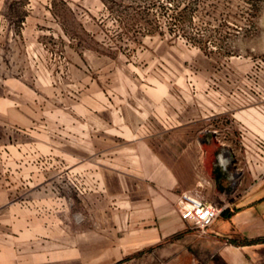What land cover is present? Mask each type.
I'll list each match as a JSON object with an SVG mask.
<instances>
[{
    "label": "crops",
    "instance_id": "crops-1",
    "mask_svg": "<svg viewBox=\"0 0 264 264\" xmlns=\"http://www.w3.org/2000/svg\"><path fill=\"white\" fill-rule=\"evenodd\" d=\"M93 95L92 103L77 104L73 124L67 114L55 122L54 108H46L47 129L29 132L32 143L75 137L78 167L100 179L93 214H79L61 230L41 226L13 209L0 179V264H264L261 94L246 103L245 95L224 90L181 92L163 84L96 88ZM22 107L11 105L8 116L5 104L0 110V131L14 144L22 142ZM231 124L247 130L235 138L245 152L238 147L233 157L218 152L231 139L217 126ZM183 190L221 207L209 233L196 234L180 216Z\"/></svg>",
    "mask_w": 264,
    "mask_h": 264
},
{
    "label": "rangeland",
    "instance_id": "rangeland-1",
    "mask_svg": "<svg viewBox=\"0 0 264 264\" xmlns=\"http://www.w3.org/2000/svg\"><path fill=\"white\" fill-rule=\"evenodd\" d=\"M163 84L264 100V0H0V110L23 106L22 142L0 131V179L13 209L61 230L93 214L101 191L93 169L78 167L75 137L30 141V128L47 129L44 109L73 124L96 88ZM217 127L231 139L220 155L245 152L235 138L246 129Z\"/></svg>",
    "mask_w": 264,
    "mask_h": 264
},
{
    "label": "built area",
    "instance_id": "built-area-1",
    "mask_svg": "<svg viewBox=\"0 0 264 264\" xmlns=\"http://www.w3.org/2000/svg\"><path fill=\"white\" fill-rule=\"evenodd\" d=\"M262 108L264 111V100ZM258 144L264 150V142L258 140ZM176 209L187 222L188 227L198 235L209 233L212 224L221 212L219 205L207 201L190 190H183L179 193Z\"/></svg>",
    "mask_w": 264,
    "mask_h": 264
},
{
    "label": "trees",
    "instance_id": "trees-1",
    "mask_svg": "<svg viewBox=\"0 0 264 264\" xmlns=\"http://www.w3.org/2000/svg\"><path fill=\"white\" fill-rule=\"evenodd\" d=\"M247 242H254V241H256L255 239H248V240H246Z\"/></svg>",
    "mask_w": 264,
    "mask_h": 264
}]
</instances>
